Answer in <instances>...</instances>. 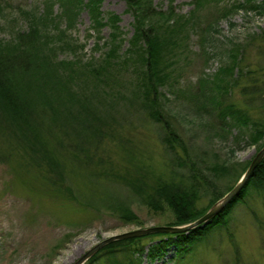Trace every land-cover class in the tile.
Returning <instances> with one entry per match:
<instances>
[{"label": "rangeland", "instance_id": "rangeland-1", "mask_svg": "<svg viewBox=\"0 0 264 264\" xmlns=\"http://www.w3.org/2000/svg\"><path fill=\"white\" fill-rule=\"evenodd\" d=\"M9 1L13 5L7 7L8 4L3 3L0 7V45H13L18 32L28 34L27 30L33 23L39 25L41 19L37 15L45 2ZM246 1H216L219 8L234 4H244L247 8L235 10L219 20L212 12L210 19L199 23V31L190 34L191 38L188 39L192 51L190 57L180 63L181 68L177 73L181 77L179 84L172 89L168 85L160 89L167 99L163 103L168 120L182 141L181 144L180 141L177 142L179 145L176 155L190 161V164L186 161L188 166L185 167H190L188 178L191 181L194 180L193 176H197L202 187V191L198 192L199 208L207 206L213 196L223 199L234 188L228 192L227 184L230 182L227 180H230V175L218 178L214 171L208 169L210 165L220 163L235 166L236 171L232 169L231 172L232 179L234 174L238 175L244 169L241 171L242 178L254 157L264 148V140L256 145L249 143L244 135L246 127L239 123L233 122L234 127L231 128H221L219 121L218 124L214 123V119L219 116L217 104H221L223 108L233 104L236 109L248 114L252 121L264 123L261 102H254L252 96L243 93V89L249 86L247 81H239L237 86L242 74L255 72L260 69L258 64L264 63V10L261 9L264 7V0H252V4H245ZM190 2L191 0H153V5L166 14L171 7L177 13L187 14L191 10ZM251 5L256 8L251 9ZM16 6H24L25 10L19 11ZM100 8L104 15L113 13L120 17L119 27L125 39L122 49L128 47L134 31L131 27L134 18L129 14L125 0H104ZM59 9V4H56L54 12L59 13ZM211 10L208 7L204 13L208 14ZM90 18L88 11H81L74 27L70 29L71 33H66L71 34L75 45H85L81 55L90 58L96 54L99 57L106 49H99L97 44L99 47L103 45L109 37L110 28H101L99 39V33L90 29ZM67 25L63 20L59 29L65 30ZM208 25L211 26L210 29H207ZM51 38L49 37L48 42H55ZM58 45L59 43L56 47ZM232 53L238 55V59L243 62L241 65L244 70L236 67L233 74L226 77L222 69L232 64ZM78 54L80 51L74 53L67 50L66 46L58 53L60 59H73ZM252 76L260 77L256 91L260 89L264 96V72ZM218 78L234 82L229 85V93L226 94L225 89L221 88L226 83H221ZM36 95L29 94L32 98ZM208 96H214L217 102L210 103ZM130 120V124H124L118 130L121 131L118 136L125 139V145L118 144L120 141L117 138L115 141L109 139L105 152L99 154L100 158H95L96 164L89 169H80L74 164L77 161L73 154H59V158L68 167L62 190L55 189L43 169L30 164L26 159L14 157L10 163H0V264H74L89 250L114 235L136 231L149 234L156 231L189 230V225L165 227L175 216L172 210L168 209L158 216L127 186V180L135 179L152 193L161 181L170 183L173 177L170 173V159L171 156H176L167 152L164 145L158 142L154 127L143 117H133ZM127 140L132 142L126 143ZM177 159L178 161H174L175 168L180 172V162ZM69 190H72V196ZM110 197L124 199L130 205L136 220L127 222L119 218L110 208ZM252 201L258 212L257 216H253L247 209L236 211L232 215L229 226L233 238L225 234L224 230L220 234L214 233L188 259L176 260L177 249L172 244L165 246V251L160 256L152 258L149 250L164 243V237L142 240L139 245L142 250L137 251L132 246V255L130 253L127 257L133 256V261L138 260V264H264V199L258 197ZM171 241H174L173 237ZM120 246L111 252L106 251L107 254L116 251L114 255H106L94 264H114L113 260L128 264L125 254L120 252L123 250L120 248L124 246ZM235 252L240 256L237 263Z\"/></svg>", "mask_w": 264, "mask_h": 264}, {"label": "trees", "instance_id": "trees-1", "mask_svg": "<svg viewBox=\"0 0 264 264\" xmlns=\"http://www.w3.org/2000/svg\"><path fill=\"white\" fill-rule=\"evenodd\" d=\"M216 1L219 0H191L189 13L180 14L171 7L166 14L158 11L153 0H125L127 10L134 18L131 26L134 31L128 47L122 49L125 39L119 27L120 17L113 13L104 15L100 8L104 0H45L39 15L32 14L37 15L41 23H33L27 30L28 34L18 32L13 45H0V163H10L14 157L26 159L43 169L55 189L62 190L68 167L59 154L71 153L77 161L74 164L80 169H89L96 164L95 158H100L99 154L105 152L109 139L115 141L117 138L120 141L118 144L125 145V139L118 136L121 132L118 130L122 125L130 124L133 117H143L151 124L158 142L175 156L179 145L177 142L181 138L168 120L163 103L166 97L160 89L166 85L172 89L179 84L181 77L177 73L181 68L180 63L192 52L188 39L191 38L190 34L199 31V23L210 19L212 12L219 20L235 10L247 8L244 4L219 8ZM3 3L8 4L7 7L13 5L9 0H0V7ZM252 3V0H247L245 4ZM56 4L60 6L59 13L54 12ZM208 7L212 8L209 15L204 13ZM250 8L255 9L256 6L251 5ZM17 9L25 10L24 6H18ZM83 10L89 12L92 19L90 29L99 33V39L101 28H110L109 37L103 45L99 47L97 44L99 49H106L99 57L96 54L90 58L81 55L85 45H75L71 34L68 35ZM63 20L68 24L65 30L59 29ZM208 28L211 26L208 25ZM49 37L55 42H48ZM65 46L74 53L80 51V54L75 55V59H60L58 53ZM231 57L232 64L222 69L226 77L233 74L236 67L244 70L238 55L233 54ZM258 66L259 70L242 74L237 86L239 81H247L249 86L243 89V93L252 96L254 102L260 101V107L264 108L263 93L260 89L256 91L260 77L252 76L264 72V63ZM219 81L226 83L221 88L225 89L226 94L229 93V85L234 82L223 78ZM30 93L37 95L32 98ZM204 97L207 95L204 94ZM214 98L208 96V101L214 104L217 102ZM216 109L219 116H215L214 123L218 124L219 121L221 128H231L234 127L233 122L239 123L246 127L244 135L249 143L256 145L263 142V122L252 121L248 114L236 109L233 104L224 108L217 104ZM180 157L171 156L170 173L173 177L170 183L161 181L152 193L135 179L127 180L131 191L158 216L161 212L164 214L166 210H172L175 216L164 225L167 228L193 225L222 198L213 196L207 206L197 207L198 192L202 191V187L197 176H193L194 180L190 181V167L185 168L190 161L187 159L186 162ZM177 158L180 172L175 168L174 161H178ZM208 169L214 171L218 178L230 175V180H227L230 182L227 184L228 192L235 187L244 170L241 169L238 175L233 173L235 177L232 179L231 172L236 169L235 166L215 163ZM255 169L244 189L209 221L186 232L156 231L111 242L99 249L87 264H94L106 255H114L116 251L113 254H107L106 251L111 252L119 245L124 246L120 252L125 254L128 264H138V260L133 261V256L127 257L131 253L130 249L133 246L132 249L141 251L140 242L154 237H164L166 240L149 250L152 258L160 256L165 246L172 244L177 249L178 261L192 257L197 248L214 233L220 234L224 230L225 234L233 238L229 226L232 215L247 209L257 216L252 200L258 197L264 199V158ZM69 194L73 195L72 190H69ZM109 202L110 208L119 218L127 222L136 220L124 199L110 197ZM172 237L174 241H171ZM234 254L237 263L240 256L238 252ZM113 262L121 264L117 260Z\"/></svg>", "mask_w": 264, "mask_h": 264}, {"label": "water", "instance_id": "water-1", "mask_svg": "<svg viewBox=\"0 0 264 264\" xmlns=\"http://www.w3.org/2000/svg\"><path fill=\"white\" fill-rule=\"evenodd\" d=\"M263 158H264V148L256 155V157H254L249 168H247L246 172L244 173L240 181L237 183V185L223 199L218 201L209 210V212L205 216H203L199 221H197L193 225L191 224L188 228L191 229L195 226L201 225L209 221L210 219L215 217L218 214V212L224 209V207L229 203V201L234 199V197L237 194H239L240 190L244 189L245 185L249 181L248 179L252 177L253 172L256 170L255 168L258 167V165L262 162ZM175 232H181V231L175 230ZM143 234H144L143 232L136 231L135 233H125L121 235H114L110 237L109 239L102 241L97 246H95L93 249L89 250L88 253H86L83 257H81L74 264H85L99 251V249H101L102 247H104L105 245L113 241L121 240V239L128 238V237H135V236L143 235Z\"/></svg>", "mask_w": 264, "mask_h": 264}]
</instances>
